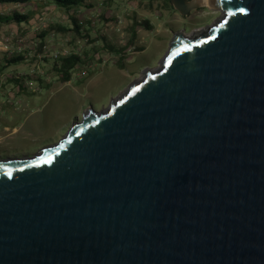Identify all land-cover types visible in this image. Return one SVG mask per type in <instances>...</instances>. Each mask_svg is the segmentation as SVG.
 <instances>
[{
	"label": "water",
	"instance_id": "obj_1",
	"mask_svg": "<svg viewBox=\"0 0 264 264\" xmlns=\"http://www.w3.org/2000/svg\"><path fill=\"white\" fill-rule=\"evenodd\" d=\"M205 7L106 109L0 159V264H264V0Z\"/></svg>",
	"mask_w": 264,
	"mask_h": 264
},
{
	"label": "rangeland",
	"instance_id": "obj_2",
	"mask_svg": "<svg viewBox=\"0 0 264 264\" xmlns=\"http://www.w3.org/2000/svg\"><path fill=\"white\" fill-rule=\"evenodd\" d=\"M90 3L92 8L70 11L44 0H32L27 5L0 6V15L33 13V19L28 24H0V40L12 51L0 52L1 65L8 56L22 54L29 59L4 71L0 67V83L3 82L0 87L6 89L12 86L9 80L15 73L24 76L32 71L43 72V65L46 64L42 59H53L57 53L80 54L95 48L97 53L92 51L90 56L102 59V64H91L94 74L82 82L83 70H79L66 84L53 81L51 75L53 82L50 87L40 88L33 83L31 90L36 88L35 94L11 102L17 109H13L11 115L12 108L1 106L0 159L32 156L40 149L57 143L72 123L82 118L88 107L92 106L96 111L106 109L144 72L156 69L175 33H200L221 17L220 12L206 5L183 15L175 8L171 10L167 0H90ZM171 6L174 7L172 0ZM72 18L84 23L91 31L94 43L84 41L74 33L50 31V27L55 25L73 29ZM136 21H149L152 28H135L136 41L126 51L125 68L120 69L117 65L120 57L107 51L106 44L98 38L105 35L111 45L125 47ZM42 43L43 52H40ZM138 48H143V51L137 52Z\"/></svg>",
	"mask_w": 264,
	"mask_h": 264
},
{
	"label": "trees",
	"instance_id": "obj_3",
	"mask_svg": "<svg viewBox=\"0 0 264 264\" xmlns=\"http://www.w3.org/2000/svg\"><path fill=\"white\" fill-rule=\"evenodd\" d=\"M48 3L54 4L60 8L66 9L68 11L73 9H81V8H92L93 5L90 3V0H44ZM192 1V0H187ZM32 0H0V6L6 5H27L30 4ZM167 3L170 5L171 10H175L173 6H171V0H167ZM33 19V13L22 14L19 12H13L10 15H0V24L2 25H23L28 24ZM73 20V29L70 27H64L62 25H55L50 27V31H58L64 34L74 33L76 36L81 38L82 40H86L87 42L94 43V39L91 36V31L84 25V23L80 22L79 20L72 18ZM140 27H146L147 29H151V25L149 21L144 22H135L134 29H132V34L129 39V42L125 47L119 48L111 45V42L105 35H101L100 40H102L107 47V51L111 53H115L119 56V61L117 65L120 69L125 68V60H126V51L134 46L136 41V29ZM44 38V36H42ZM105 46V45H104ZM44 43L40 44L39 51L43 52ZM97 53V50L93 48L90 52H83V53H67L66 55L60 54L58 57L53 59H42V61L46 64L43 65V72L39 73L40 70L36 71L35 74H26L21 76L19 79L15 78V73L10 78V83L14 84L20 91L30 90V92L35 93V91L31 90L30 84L37 83L40 88H48L51 86L53 81H57L63 84L69 83L72 81L73 77L79 70L84 71V75L80 79L86 80L91 77L94 72L91 69V64L99 63L102 64V59H94L91 57V52ZM138 51H143V48H138ZM93 58V59H92ZM29 59H26L22 54H18L15 56H8L7 58L3 59V64L1 65V71L9 69L10 67L20 65ZM53 75L54 80L48 81L47 78L50 80V76ZM30 87V88H29Z\"/></svg>",
	"mask_w": 264,
	"mask_h": 264
},
{
	"label": "crops",
	"instance_id": "obj_4",
	"mask_svg": "<svg viewBox=\"0 0 264 264\" xmlns=\"http://www.w3.org/2000/svg\"><path fill=\"white\" fill-rule=\"evenodd\" d=\"M47 80L51 81V80H49V78H47ZM0 85L1 86L3 85L2 81H1ZM30 87H31V84H30ZM32 89H33V91L36 90V88H32ZM32 94H35V93L30 92V90L20 91L19 88L14 86V84H12V86L10 85V87L6 88V89L0 87V102L3 103V104H0V107L3 106L4 108H7V109L12 108V111L10 112V115H11L14 110L17 111V109H15V107L13 106L12 103H14V101H19L22 96H26V95L30 96Z\"/></svg>",
	"mask_w": 264,
	"mask_h": 264
},
{
	"label": "built area",
	"instance_id": "obj_5",
	"mask_svg": "<svg viewBox=\"0 0 264 264\" xmlns=\"http://www.w3.org/2000/svg\"><path fill=\"white\" fill-rule=\"evenodd\" d=\"M0 52H3V53H11V48L9 45L5 44L3 41L0 40ZM67 53H64L63 55H66ZM60 55V53H57L55 55V57H58ZM0 65H1V60H0ZM1 67V66H0ZM36 71H32L31 74H35ZM39 73H42V72H39ZM21 76L23 75H20V74H17L15 75V78L16 79H19Z\"/></svg>",
	"mask_w": 264,
	"mask_h": 264
},
{
	"label": "bare ground",
	"instance_id": "obj_6",
	"mask_svg": "<svg viewBox=\"0 0 264 264\" xmlns=\"http://www.w3.org/2000/svg\"><path fill=\"white\" fill-rule=\"evenodd\" d=\"M208 0H192L187 3V7L206 5Z\"/></svg>",
	"mask_w": 264,
	"mask_h": 264
}]
</instances>
